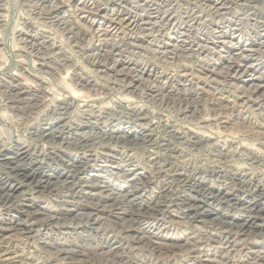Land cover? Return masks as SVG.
Here are the masks:
<instances>
[{
    "label": "clouds",
    "instance_id": "clouds-1",
    "mask_svg": "<svg viewBox=\"0 0 264 264\" xmlns=\"http://www.w3.org/2000/svg\"><path fill=\"white\" fill-rule=\"evenodd\" d=\"M0 264H264V0H0Z\"/></svg>",
    "mask_w": 264,
    "mask_h": 264
}]
</instances>
